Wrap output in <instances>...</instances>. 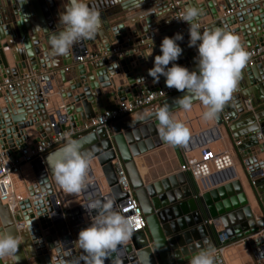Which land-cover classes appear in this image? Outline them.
Segmentation results:
<instances>
[{
  "label": "water",
  "instance_id": "1",
  "mask_svg": "<svg viewBox=\"0 0 264 264\" xmlns=\"http://www.w3.org/2000/svg\"><path fill=\"white\" fill-rule=\"evenodd\" d=\"M225 1L227 5L218 3L219 0H178L174 8L169 0H87L89 7L100 13L101 29L95 38L75 44L69 55L54 56L49 38L62 30L59 15L69 0H0V69H4L0 82L48 70L43 81L26 82L12 90L0 89V99L5 94L16 95L15 113H19L17 116L7 111L9 108L0 103V125L4 118L10 127L0 133L8 141L1 140L0 162L19 158L23 148L50 138L54 121H58L57 128L80 126L99 113L116 109L120 100H132L141 89L165 87L164 76L153 86V78L148 74L155 56L162 54L160 45L165 36L183 35V40L177 41L182 54L171 63L196 70L198 50L189 47V25L186 23L182 31L181 23L175 20V14L183 13L190 5L201 10L196 21L201 32L214 28L234 32L245 49L264 42V0ZM230 9L241 12L228 16ZM87 43L92 45V54L96 50L104 56L75 69L77 56L88 49ZM116 48L123 53H116ZM151 51L152 55L145 58L143 53ZM47 52L59 59V64H51ZM119 66H123L124 75ZM70 80L74 82L66 85ZM238 82L240 86L236 85L214 120L202 118L204 109L198 100L193 101L191 111L179 108L176 98L185 94L179 91L75 138L81 151L92 154L89 180L96 179L97 191L89 185L79 194H58L61 188L55 183L46 158L55 161L65 143L44 158L25 164L21 172L13 175L11 202H3L0 197V234L15 238L20 235L22 240L17 263L67 264L66 256L74 254L75 264H88L87 254L77 240L79 231L89 226L92 219L82 206L87 204L83 201L88 200L87 192H93L95 199L102 201L113 198L114 209L124 215L120 201L126 193L118 182L115 167V160L120 159L147 227L133 229L126 244L111 253L105 264H190L191 256L208 246L214 249V264H264V63L241 70ZM57 85L65 100L53 96L50 99L49 94L57 91ZM24 86L28 95H24ZM80 94L84 97L78 102ZM164 105L189 128L186 146L193 148L211 141L214 149H229L234 166L217 171L216 175H232L234 179L203 190L190 171H177L158 179L152 174L153 180L144 176L137 158L168 144L159 135L155 115ZM238 119L247 125L244 131L237 132L236 126L231 125L232 120ZM21 130L27 134L16 136L17 139L11 135ZM175 148L181 150L179 146ZM59 196L64 200L62 206L56 205ZM24 220L17 229L16 223ZM39 222L44 231L29 229ZM32 238L37 240L36 248ZM0 264L11 261L6 257L0 259Z\"/></svg>",
  "mask_w": 264,
  "mask_h": 264
},
{
  "label": "clouds",
  "instance_id": "2",
  "mask_svg": "<svg viewBox=\"0 0 264 264\" xmlns=\"http://www.w3.org/2000/svg\"><path fill=\"white\" fill-rule=\"evenodd\" d=\"M201 10L188 6L179 19L189 25V47H196L197 69L190 71L176 61L182 54L177 43L183 40L181 33L173 37L165 36L160 45L161 53L156 55L154 66L148 70L154 83L164 76L166 87L184 92L176 98V104L185 112L191 111L193 101L203 106L202 118L214 120L225 104L230 100L236 88L241 70L245 67L249 53L243 46L239 35L223 28H214L201 32L196 23ZM58 24L62 30L49 38L54 56H67L72 47L85 39H93L102 26L100 13L89 7L87 0H69L65 10L60 12ZM199 42V43H197ZM147 58L151 52L143 53ZM171 63V67L168 65ZM143 81V78H140ZM161 139L173 146L185 145L190 138L186 124L176 119L168 105L156 110ZM55 183L67 194H79L89 186V170L93 162L92 154L81 151V145L70 135L52 161ZM92 217L89 226L82 228L77 236L79 246L87 254L88 264H105V260L118 247L129 240L135 222L114 209V199L107 197L103 201L89 197L82 205ZM92 213H95L92 216ZM20 241L11 234H0V259L9 258L11 264H17ZM214 249L211 246L201 248L190 258V264H214Z\"/></svg>",
  "mask_w": 264,
  "mask_h": 264
},
{
  "label": "built area",
  "instance_id": "3",
  "mask_svg": "<svg viewBox=\"0 0 264 264\" xmlns=\"http://www.w3.org/2000/svg\"><path fill=\"white\" fill-rule=\"evenodd\" d=\"M170 1L172 6L176 8L177 0ZM233 12V9H230L226 12V14ZM181 14V11H178L175 14V20L181 23L179 29L183 31L186 22L179 19ZM114 50L118 54L123 53L120 48H116ZM246 51L250 55L243 69L253 67L257 65L261 59H264V42L256 43L247 47ZM90 56L91 58H94L93 60L97 58L95 54H92L91 52L89 54L88 49L83 50L77 56V61L85 62ZM46 74H48V72H32L24 74L21 77L6 78L3 82H0V89L12 90L17 88L19 85H22L24 82L43 81ZM177 92L179 91L175 88H168L166 86L157 89H141L132 100H120L116 109H108L99 113L95 117L86 120L83 125L76 127L70 125L65 128H57L58 121L52 122L51 128L54 129V132L50 138L42 139L33 147L27 146L26 148H23L21 150L22 155L19 158L6 159L3 162H0L1 200L3 202H11L14 194V174L21 172L25 164H31L44 158L48 152L66 143V139L69 135L71 139H75L86 132L95 131L99 128L108 126L111 122L117 120L118 118L132 114ZM179 147H181L185 156V162L181 166L182 171H190L196 178L207 177V175H209L208 173L214 169L213 165L217 167L215 169L216 171H223L234 166V160L231 157L229 149L225 146L223 149H214L211 141L197 145L193 148H189L186 145H179ZM115 167L118 175V182L121 185L122 190L126 193L123 200L120 201L122 212L124 213V216L135 222V230L143 229L147 227L145 217L140 202L133 190L126 168L120 159L115 160ZM56 202L57 205H62L64 200L62 198H58Z\"/></svg>",
  "mask_w": 264,
  "mask_h": 264
},
{
  "label": "crops",
  "instance_id": "4",
  "mask_svg": "<svg viewBox=\"0 0 264 264\" xmlns=\"http://www.w3.org/2000/svg\"><path fill=\"white\" fill-rule=\"evenodd\" d=\"M218 3H221V4H226L227 5V3H226V1L225 0H219V2ZM236 12H241V11H239V9H238V11H236ZM236 12H233V13H230V14H227L228 16L230 15H233V14H235L236 15ZM237 20H238V18H237ZM225 25H227V23L225 24ZM43 36V35H42ZM9 38V37H8ZM5 40H7V39H5ZM88 44V51H89V54H90V52H92V45L90 44V43H87ZM47 56H48V58L50 59V63L51 64H53L54 62H56V64H59V59H57V58H53L52 56H50L49 55V53L47 52ZM94 54H95V56L97 57V58H101V57H103L104 56V54L103 53H101V52H99V51H96L95 50V52H94ZM44 58H46V55H45V57ZM94 58H91V56L89 57V59L87 60L86 59V61L85 62H79V61H77V59H76V61H75V64L73 65V66H76V68L75 69H79L78 67H80V65L83 63V64H87L88 62H91L90 60H93ZM261 62H263L264 63V59H261L258 63H261ZM257 63V64H258ZM14 66H16V65H14ZM119 69H120V71H121V73L124 75V72H123V66H119ZM4 69H0V72L2 73V71H3ZM15 70H17L16 69V67H15ZM41 72H48V70L47 69H42L41 70ZM69 72H71V70L70 71H68V73ZM15 78V77H14ZM54 82H56V80H54ZM74 82V80H70V81H68L67 83H66V85H69V84H72ZM158 85V83H155L153 86H157ZM237 86L239 87L240 86V83L239 82H237ZM25 87V86H24ZM56 88H57V91H54V94L52 95V94H49V96H50V99H51V97L53 96V97H55L56 99H58L59 100V97L61 98V99H63V100H65L64 98H62V94L60 93V91H58L59 89H58V85L56 86ZM112 90H114V93L116 92V89L114 88V89H112ZM23 92H24V95L25 94H29V90L27 89V86L23 89ZM15 96L16 95H14V94H5L4 95V97H2V99H0V103L1 104H3L6 108H9V110H7V111H10L11 113H13L14 112V114H16L17 116H19L17 113H15V111L17 110L18 111V108H17V103H16V98H15ZM84 96H83V94H80V95H78L77 96V98H76V101H80V99L82 100V98H83ZM81 102V101H80ZM49 104H52V102H51V100H50V102H49ZM73 104V103H72ZM37 119V118H36ZM242 122H244V120H232L230 123H231V125L232 126H236V128H237V132H241V131H244L246 128V126H244L243 124H241ZM251 125V124H250ZM16 126V125H15ZM0 133L2 132V130H7L8 128H10V127H8V124L7 123H5V120H4V118H2V124L0 125ZM6 127V128H5ZM3 128V129H2ZM13 128V127H12ZM17 128V127H16ZM2 134V133H1ZM23 134H27V132H26V130H21V131H13V133L11 134L15 139H17V137L16 136H22ZM14 138H13V140H14ZM1 140H5V143H6V141H7V139L4 137V136H0V153L1 152H3L2 151V143H1ZM8 142V141H7ZM238 143V142H237ZM263 162H264V159L262 160ZM185 162V156H184V152L182 151V150H177L176 148H175V146H173V145H170V144H165V145H163L162 147H160V148H157V149H155V150H153V151H150V152H148V153H146V154H143L142 156H140L139 158H137V163H138V165H139V167H140V169H141V171L142 170H144V176L145 177H149V179L150 180H153L154 178H151V175L153 174V175H155L156 176V178L158 179V178H162V177H164V176H168L169 174H172V173H175V172H177V171H182V169H181V166H182V164ZM213 167H214V169L210 172V173H208L209 175H207V177H202V178H196L195 176H194V174H193V176L196 178V181L198 182V184L200 185H202L203 186V190H205L206 188L207 189H211V188H215L216 186H218V185H220V183L222 184V183H224V182H226V181H229V180H232V179H234L235 178V176H232V175H229V176H225V177H219V176H217L216 175V173H217V171L215 170L217 167L215 166V165H213ZM234 171L236 172V169L234 168ZM243 180H244V182H245V184H246V187H247V191H248V193H249V195H250V197H251V199L252 200H254V197H253V193H252V190L250 189V187H249V185H248V182H247V180L245 179V178H243ZM93 181V182H92ZM89 185H91V187H92V189H94L95 188V190L97 191V190H99L98 189V183H96V179H90V183H89ZM264 186V185H263ZM47 191H49V190H47ZM262 191H263V189H262ZM264 194V193H263ZM86 196H87V198L86 199H88L89 200V197H91V198H96V196H95V194L93 193V192H87L86 193ZM60 197V196H59ZM61 198V197H60ZM88 200H84L83 201V203L85 204V203H87L88 202ZM80 205H82V204H80ZM28 210V209H27ZM26 210V211H27ZM26 211H24L23 212V218L25 219V217H26V215L24 214V213H26ZM28 216H30V214L28 213ZM84 222V221H83ZM82 222V223H83ZM85 222H88V220L87 219H85ZM25 223V220L24 221H22V222H20V223H16V225H17V229H18V226H22L23 224ZM46 225H47V230L48 229H50V226L46 223ZM34 228H40L41 230L42 229H44L43 227H42V225L40 224V222L38 223V225H36V226H34V227H32V228H29L30 230H32V229H34ZM45 230V229H44ZM44 230H42V231H44ZM32 235V237L34 236L33 234H31ZM17 240H19L20 241V244H22V240H21V238H20V235L18 236V238H16ZM33 239V242H34V247L36 248V246H35V241H37L36 240V238H32ZM77 245V244H76ZM69 249H71V248H69ZM78 251L80 252V250L78 249ZM72 252V251H71ZM233 252V254H235V253H237V251H236V249H234V251H232ZM231 256V255H230ZM52 257V256H51ZM67 258H66V262H67V264H75V258H74V254H72V256H70V257H68V256H66ZM68 258H70V259H68ZM52 259H53V257H52ZM72 261V262H71ZM18 264V263H17Z\"/></svg>",
  "mask_w": 264,
  "mask_h": 264
},
{
  "label": "bare ground",
  "instance_id": "5",
  "mask_svg": "<svg viewBox=\"0 0 264 264\" xmlns=\"http://www.w3.org/2000/svg\"><path fill=\"white\" fill-rule=\"evenodd\" d=\"M169 2H170V7H173L172 6V4H171V1L169 0ZM177 3H178V0H177ZM6 79V78H5ZM4 79V80H5ZM24 83H26V82H24ZM238 143H240V142H238ZM142 172L144 173V170H142ZM93 182V181H92ZM134 190V189H133ZM58 192V194L59 195H61L62 193H63V190H60V191H57ZM135 192V191H134ZM56 205H57V202H56ZM57 206H62V205H57ZM63 209V208H62ZM145 217V216H144ZM145 221H146V218H145ZM146 226H147V221H146ZM146 228V227H145ZM145 228H143V229H145ZM140 230H142V229H140ZM67 258V257H66ZM68 259H70V258H68ZM72 262V261H71ZM74 264V263H73Z\"/></svg>",
  "mask_w": 264,
  "mask_h": 264
},
{
  "label": "trees",
  "instance_id": "6",
  "mask_svg": "<svg viewBox=\"0 0 264 264\" xmlns=\"http://www.w3.org/2000/svg\"><path fill=\"white\" fill-rule=\"evenodd\" d=\"M87 133V132H86Z\"/></svg>",
  "mask_w": 264,
  "mask_h": 264
}]
</instances>
